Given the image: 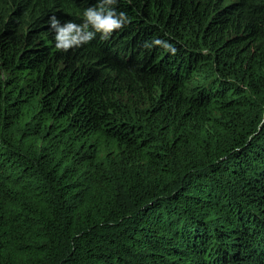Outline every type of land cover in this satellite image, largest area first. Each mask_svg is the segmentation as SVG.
Masks as SVG:
<instances>
[{
	"label": "trees",
	"instance_id": "16d2710c",
	"mask_svg": "<svg viewBox=\"0 0 264 264\" xmlns=\"http://www.w3.org/2000/svg\"><path fill=\"white\" fill-rule=\"evenodd\" d=\"M97 2L0 0V264H264V0Z\"/></svg>",
	"mask_w": 264,
	"mask_h": 264
},
{
	"label": "clouds",
	"instance_id": "9594fccd",
	"mask_svg": "<svg viewBox=\"0 0 264 264\" xmlns=\"http://www.w3.org/2000/svg\"><path fill=\"white\" fill-rule=\"evenodd\" d=\"M117 0H98L97 4L87 7L82 13V22L71 20L61 23L55 16L48 20V26L55 33V47L61 51L80 48L92 42L97 35L107 39L114 31L121 30L130 23L127 13L116 10ZM155 39L145 47L160 45ZM171 47L170 45H166Z\"/></svg>",
	"mask_w": 264,
	"mask_h": 264
}]
</instances>
